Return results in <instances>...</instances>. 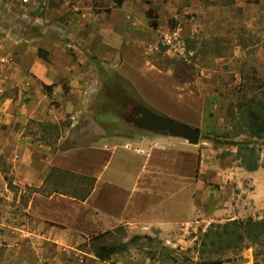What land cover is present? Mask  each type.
<instances>
[{
	"label": "rangeland",
	"instance_id": "obj_1",
	"mask_svg": "<svg viewBox=\"0 0 264 264\" xmlns=\"http://www.w3.org/2000/svg\"><path fill=\"white\" fill-rule=\"evenodd\" d=\"M149 8L153 13L148 16ZM154 14L157 27L152 25L153 17H150ZM122 18L124 22L120 21ZM98 29L109 43L94 50L84 40L90 37L98 42L95 37ZM39 48L49 53L47 59L38 55ZM130 49L168 75L170 85L160 82L150 86L153 96L175 101L178 96L186 98L180 100V109L198 120L197 124L179 116L170 117L201 129L199 144L207 155L211 175L210 181H206L212 188L208 217L200 224L195 219L182 223L181 227H188L189 231L185 235L180 231L183 235H176L172 243L162 240L180 261L163 262L161 258L150 262L203 264L221 257L231 261L249 258L243 264H264V257L256 255L255 246L239 253L234 248L220 256L199 250L201 234L210 223L264 215V205L257 206L248 200L247 194L256 186L236 159L237 147L204 139V136L250 138L244 133L235 137L233 132L247 113L250 99L264 97V0H125L120 7L112 0H0V150L8 152L5 155L0 151V233H3L2 223L21 228L27 216L28 201L21 195L30 189L14 182L9 162L11 152L16 151L15 142L48 144L53 151L95 143L100 138L153 134L140 131L125 120L128 110L136 103L116 95L120 92L117 87H104L97 66L86 55L87 51L95 54L108 74L117 72L113 85L121 84L135 96L140 94L121 70L122 58ZM45 68L53 78L52 88L45 89L42 85L39 93L34 91V86H38L37 82L41 86ZM103 104L116 109L105 113L101 109ZM224 151L229 152L227 158L222 157ZM219 159L226 160V171L223 167L214 169V162ZM255 173L261 198L264 167ZM6 177L17 188L9 189ZM45 186L46 182L38 188ZM186 194L167 207L172 212L166 216L172 220L186 218L190 209L184 202ZM18 232L14 242L17 259L9 264H106L90 261L95 235L78 245H46L39 250L38 246L28 244L27 237L32 234L27 229ZM129 237L126 229L125 235L117 230L106 241H124ZM145 248H131L109 262L136 260L135 264H139L138 259H132L135 252L142 263L147 255ZM34 250L36 253L32 255ZM4 254L5 246L1 244L0 261ZM28 256L32 259L27 260Z\"/></svg>",
	"mask_w": 264,
	"mask_h": 264
},
{
	"label": "crops",
	"instance_id": "obj_2",
	"mask_svg": "<svg viewBox=\"0 0 264 264\" xmlns=\"http://www.w3.org/2000/svg\"><path fill=\"white\" fill-rule=\"evenodd\" d=\"M120 21L124 22V19ZM96 33L98 42L91 41L90 37L84 40L92 44L94 50L109 43L104 38L103 31L98 29ZM121 70L150 105L169 116H179L194 125L197 124L198 120L191 119L190 115L186 116L180 109V100L186 101V98L178 96L176 101L164 100L151 94L150 86H157L160 82L170 85L168 83L170 80L167 74L150 64L142 55L132 49L128 50L122 58ZM40 79L48 85L53 81L46 68ZM146 82L148 84L145 85ZM42 83L40 86L37 82L35 85L38 86H34V91L40 93ZM173 87L176 88L174 85ZM57 89L58 87L55 90ZM127 143H132V147H127ZM15 144L16 151L11 152L9 162L17 185L40 187L45 183L53 167L93 177L95 183L84 200L59 192L50 195L32 193L28 199L27 216L22 227L16 228L3 223L1 225L3 233H0V245L5 246V254L0 264L16 261L17 249L14 250V242L19 235L18 229L22 231L27 229L28 234H32L27 237L28 244L38 246L39 250L45 249L46 245H78L91 235L121 226L130 237L136 234L150 235L165 240L166 243H172V238L176 235L183 233L185 235L189 231L188 227H181L182 223L195 219L197 224H200L201 220L208 217L212 188L206 181H210V165L200 144L192 145L182 138L156 134H139L133 138L112 136L100 138L95 143L53 151L48 144L30 141H18ZM4 147L9 148L7 145ZM137 149L144 151L140 152ZM35 150L38 151L37 154L33 152ZM4 153L8 155V152ZM225 161L219 159L216 164L214 162V169L223 167L226 171ZM256 171L246 170L256 186L247 197L258 206L264 205V197H258L260 187L257 184V176H253V172ZM262 181L264 182V176ZM190 187L192 188L189 190ZM262 188L264 192L263 184ZM184 193H187L184 202L190 206L189 214L185 219L172 220L166 216L172 212V209L167 207L172 206L179 196L183 198L181 195ZM3 241L7 244H3ZM59 252L62 253L61 250ZM35 253L36 250L32 255ZM132 254H134L132 259H138L139 264H154L147 255L141 263L137 253ZM90 257L92 263L100 261L106 264H135L136 261L110 263L98 259L93 253ZM113 258L110 261H113ZM31 259L32 257H27V260Z\"/></svg>",
	"mask_w": 264,
	"mask_h": 264
},
{
	"label": "trees",
	"instance_id": "obj_3",
	"mask_svg": "<svg viewBox=\"0 0 264 264\" xmlns=\"http://www.w3.org/2000/svg\"><path fill=\"white\" fill-rule=\"evenodd\" d=\"M112 1L115 6L120 7L125 0ZM152 13L153 10L149 8L147 12L148 16ZM150 17H153L152 25L157 27V16L154 14ZM38 55L47 59L49 53L39 48ZM86 55L97 66L102 81L104 82V87H107L108 89L117 87L120 92H116V95L124 96L128 101L151 108V106H149L140 95L136 93L135 96L130 95L125 88H122L121 84L113 85V81L115 77H117L116 75L119 74L117 72L114 74H108L95 54L87 51ZM127 83L130 82L128 81ZM42 85L45 89L52 88V85L45 83H42ZM131 88L133 90V86H131ZM248 106L247 113L243 116L241 120L242 122L238 124V130L234 131L233 134L235 137H238L240 133H244L250 138L233 139L229 136L224 138L204 136V139L213 141L218 145L236 146L237 150L235 156L236 159L240 161V165L247 171H256L260 167H264V97L261 100L250 99ZM102 107L101 109L105 113L116 109L113 108L114 106L111 104H103ZM124 137L130 138L131 136L124 135ZM255 139H261L262 142L258 143ZM228 154V151H224L222 157H226ZM6 180L9 189L14 190L17 188L11 178L6 177ZM45 182V188L26 186L30 189V192L26 195L22 194L21 197L28 201L29 197L34 192H41L44 195L59 192L84 200L90 194L95 183V178L77 175L70 171L53 167ZM47 185H50L51 188H47ZM117 230L122 231V234L125 235V229L121 226L114 230L100 232L92 237V252L95 257L102 261H109L115 255L126 253L131 248L146 247V254L150 259L160 260L163 258V262L171 261L173 263H178L180 261L179 256L175 254V251L171 247L164 244L160 238L150 235L136 234L124 241H106L107 238L113 237ZM200 239L199 250L208 252L210 255L220 256L226 251L234 248L237 249V252L239 253L244 248L255 246L258 248L256 255L264 257V215L260 218L248 216L245 219L235 218L223 223H210L208 228L201 234ZM230 261V258L223 259L218 257L216 259L206 260L203 264H222Z\"/></svg>",
	"mask_w": 264,
	"mask_h": 264
},
{
	"label": "water",
	"instance_id": "obj_4",
	"mask_svg": "<svg viewBox=\"0 0 264 264\" xmlns=\"http://www.w3.org/2000/svg\"><path fill=\"white\" fill-rule=\"evenodd\" d=\"M125 120L131 122L139 130L161 136L179 137L192 145L200 143L202 131L199 127L157 113L153 109L140 104H134L128 110ZM248 261L249 258H239L231 261L230 264H243Z\"/></svg>",
	"mask_w": 264,
	"mask_h": 264
},
{
	"label": "built area",
	"instance_id": "obj_5",
	"mask_svg": "<svg viewBox=\"0 0 264 264\" xmlns=\"http://www.w3.org/2000/svg\"><path fill=\"white\" fill-rule=\"evenodd\" d=\"M24 2H28V0H23ZM127 147H132V143H127ZM140 152H143L144 149H137Z\"/></svg>",
	"mask_w": 264,
	"mask_h": 264
}]
</instances>
